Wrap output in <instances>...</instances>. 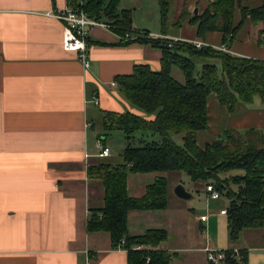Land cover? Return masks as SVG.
<instances>
[{"label":"crops","instance_id":"obj_1","mask_svg":"<svg viewBox=\"0 0 264 264\" xmlns=\"http://www.w3.org/2000/svg\"><path fill=\"white\" fill-rule=\"evenodd\" d=\"M66 4V0H0V264H127L126 251L115 249L106 232L86 231L89 212L102 208L104 199L102 181L87 176L88 165L122 160V153L120 158L112 156L103 133L92 135L94 119L102 121L107 112L139 113L112 84L116 76L128 75L138 64L158 71L161 51L139 42L120 44L114 31L97 27L87 41L90 66L84 69L75 51L63 50L62 21L46 16ZM249 28L247 22L231 46H224L236 56L264 60V32L259 35L261 28H255L251 41ZM161 30L170 38L195 36L194 27L187 36L181 29L176 34ZM205 42L223 45L219 32L207 34ZM93 94L97 106L87 102ZM206 103L208 125L197 132L198 148L228 135H242L245 140L264 135V103L257 97L252 103L237 102L232 109L214 94ZM100 136L110 156L85 159L86 152L98 151L95 141ZM140 140L134 135L132 143ZM125 145L124 140L122 151ZM163 174H128L127 194L141 197L146 185ZM206 185L196 189L205 195V211L194 213L193 207L185 211L187 206L171 197L168 184L166 209L132 210L127 216L128 233L165 229L164 223L155 224L165 216L167 222L178 223L179 242L171 246L166 231L161 249L184 253L181 261L171 256L169 264H206L207 246L245 249L247 264H264V227L242 230L231 240L226 214H220L228 200L209 198ZM200 216L206 221L200 222Z\"/></svg>","mask_w":264,"mask_h":264},{"label":"trees","instance_id":"obj_2","mask_svg":"<svg viewBox=\"0 0 264 264\" xmlns=\"http://www.w3.org/2000/svg\"><path fill=\"white\" fill-rule=\"evenodd\" d=\"M90 17L103 21L119 37L132 30L129 9H120L119 0H66L79 5ZM200 14L182 11L179 20L194 27L195 38L205 42L209 33L219 32L221 43L228 48L248 22L264 27V1L258 6L243 5V0H205ZM161 25L167 20L168 0H158ZM179 24V21L176 23ZM147 33L149 31L145 30ZM263 33L259 32V35ZM139 42L159 49L160 68L153 71L148 64L133 66L128 75L115 77L124 100L139 113L125 110L107 112L103 127L119 129L125 147L121 162L88 165L87 176L102 181L103 206L89 212L87 232H106L115 249H124L127 264H169L171 254L162 250L165 229H147L143 234L128 233L127 216L135 211H162L168 203V180L156 177L146 185L141 197L127 194L128 174L183 172L190 180L211 184L228 200L226 221L228 236L236 240L242 230L264 227V135L255 140L242 135H228L200 149L196 145L198 131L208 125L206 98L214 94L218 102L232 109L237 102L252 103L257 97L264 103V60L230 55L211 47L196 49L189 43L162 38H137L120 42ZM171 43L172 46L169 47ZM212 61V62H211ZM201 67L196 72V64ZM216 62V63H215ZM176 67L184 76L181 83L172 77ZM149 131L158 141L140 140L133 144L134 133ZM182 133L177 144L171 134ZM258 143L260 146H256ZM240 170L242 174H231ZM125 243L121 245V241ZM141 245L143 249H134ZM241 259L229 264H247L245 249ZM231 253L230 249H227Z\"/></svg>","mask_w":264,"mask_h":264},{"label":"rangeland","instance_id":"obj_3","mask_svg":"<svg viewBox=\"0 0 264 264\" xmlns=\"http://www.w3.org/2000/svg\"><path fill=\"white\" fill-rule=\"evenodd\" d=\"M120 4H119V8L120 9H129L131 11V16L133 19V27L135 28V30H147L152 34H162L163 30H161L162 27H164V29L166 30V33L168 34H176L180 29L183 31V36H187L190 35L191 31H192V27L191 25H189L187 23V20L183 21V20H179V16L180 13L182 11H185V13L187 12L190 15L194 14V10H196V13L200 14L201 11L206 7L207 2L205 0H188L186 1L185 5H182V0H168V4H169V9H168V13H167V20L165 21L164 25H161V15H160V8H159V3L158 0H119ZM264 0H243L242 4L243 5H248V6H258L260 5V3H262ZM187 8V9H186ZM179 21V24H175ZM247 25V23L244 25V27ZM250 28L247 29V31H249V39L251 41H254L256 35H255V31L257 27L261 28L259 32H264V27L262 26V24H258L257 26H252L249 23ZM165 35V34H163ZM195 38V36H194ZM185 43V42H184ZM212 62V61H211ZM216 63V62H215ZM201 67L200 62H197L196 64V72L199 71ZM177 81L179 82H183V77L181 72L179 71L178 68H175L174 72H173V76ZM127 103V102H126ZM131 108L136 109L135 107H133L132 105L128 104ZM95 122V129H94V133H103L106 136L107 139V144L110 147V150H112V156L113 157H119V155H121V153H123L122 151V146H123V139H124V135L122 134V132L119 129H113L110 130L109 132H104V127L102 126V121H101V117H98V119H94ZM103 127V128H102ZM141 134V135H140ZM134 135L136 136V138H142L143 140L146 141H158L159 137L157 135L152 134L149 131H145V132H136L134 133ZM182 137L183 134L182 133H174L171 134V138L174 142H176L177 144H181L182 142ZM255 136H252L251 139H253ZM255 139V138H254ZM258 141V139H255ZM137 144V143H135ZM256 146H260L258 143H255ZM120 158V157H119ZM233 176L235 174H242V171L240 170H235V171H231V173ZM164 177L167 178V180L169 181V185L172 189L171 192V197L174 198L175 197V193H173V189L176 187V185L181 184L184 189L189 192V194H192V198L191 200H184L182 198H176L174 200H176L177 203H179V205H183V206H187L185 208V211L189 210V207H193L194 209V213H200L203 210L205 211V195L200 192V191H196V189H199L201 184H203L200 181H192L190 180V178H188L183 172H164ZM225 176V175H224ZM227 175L225 177L229 178ZM222 200V199H221ZM223 202L218 201V205H221ZM164 214V213H162ZM161 214V215H162ZM164 216V215H163ZM189 218V217H188ZM160 222V223H159ZM187 222V226L189 227L188 231H192V223L190 222V219L186 220ZM164 223V224H162ZM155 224H162L165 225V229L168 232V237L169 240L168 242H170L169 244L171 246H176L179 242V238L177 237L179 234L178 233V223L177 225L175 223H169L166 220V217H161L160 220H156ZM162 225H158V226H162ZM223 231V230H222ZM218 250H222V249H226V248H216ZM177 253V255H176ZM176 255V256H175ZM172 258L176 257L178 260H180L182 257H184V253L178 251L175 252L174 255L171 254ZM181 261V260H180Z\"/></svg>","mask_w":264,"mask_h":264},{"label":"built area","instance_id":"obj_4","mask_svg":"<svg viewBox=\"0 0 264 264\" xmlns=\"http://www.w3.org/2000/svg\"><path fill=\"white\" fill-rule=\"evenodd\" d=\"M83 2L79 1V5H73L71 3L66 4V6L61 10H53L52 12H48L46 16L54 17L62 21L63 28V39H62V47L63 50L68 51H75L77 53V60L81 63L84 69H88L90 66L89 58H88V39L90 37L91 31L94 28L101 27L106 30H110V26L100 20H96L93 17H90L80 6H82ZM119 37V36H118ZM151 38L157 39L162 38L169 41H180L185 42L193 45L196 49H201L202 47H211L214 49H218L224 53L232 55L233 53L224 45L214 47L209 43L204 41H199L196 39L193 40H183L181 38L176 37H167L163 34H152L147 33L145 30L139 31L132 28L131 32L127 33L123 37H119L120 42L124 43L127 40H133L137 38ZM169 47L172 46L171 43H168ZM115 82V81H114ZM114 85H117L115 82ZM94 106L98 105V98L96 94H93L90 99L87 101ZM87 126V125H86ZM95 147L98 150L94 155L89 153L84 154V158H89L91 156H95L97 158H103L110 156L109 147L106 145L104 139L100 136V138L96 139ZM205 192H208L209 198L211 199H219L220 194L217 192L211 184H207L205 187ZM220 214H226V210H221ZM200 222L206 221V216H200ZM125 243V240L121 241V245ZM120 248V247H118ZM134 249H143L144 247L141 245L133 246ZM230 249L231 253H228L227 249L218 250L216 248L206 247L203 249L205 252V262L206 264H229L230 261H236L241 259L240 250L239 248H228Z\"/></svg>","mask_w":264,"mask_h":264},{"label":"water","instance_id":"obj_5","mask_svg":"<svg viewBox=\"0 0 264 264\" xmlns=\"http://www.w3.org/2000/svg\"><path fill=\"white\" fill-rule=\"evenodd\" d=\"M194 14H196V10H194ZM173 193H175V196L178 198H182L184 200H188L191 197V195L185 191L181 184L176 185V187L173 189Z\"/></svg>","mask_w":264,"mask_h":264}]
</instances>
